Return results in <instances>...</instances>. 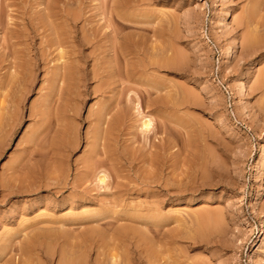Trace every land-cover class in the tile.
<instances>
[{
	"label": "rangeland",
	"instance_id": "374dc122",
	"mask_svg": "<svg viewBox=\"0 0 264 264\" xmlns=\"http://www.w3.org/2000/svg\"><path fill=\"white\" fill-rule=\"evenodd\" d=\"M226 1L0 0V264H62L63 255L111 264L117 253L134 264L254 263L264 220V168L255 178L264 0ZM248 34L255 45L242 48ZM163 44L183 62L161 66ZM104 105L108 129L97 141ZM158 217L172 219L156 228ZM260 255L264 263V247Z\"/></svg>",
	"mask_w": 264,
	"mask_h": 264
},
{
	"label": "bare ground",
	"instance_id": "6f19581e",
	"mask_svg": "<svg viewBox=\"0 0 264 264\" xmlns=\"http://www.w3.org/2000/svg\"><path fill=\"white\" fill-rule=\"evenodd\" d=\"M141 1H142V0H141ZM146 1H147V0H146ZM227 1H228V0H227ZM227 1H226V2H227ZM229 2H230V0H229ZM125 3H127V2H125ZM138 3H139V2H138ZM118 6H119V5H118ZM118 6H117V7H118ZM118 8H119V7H118ZM55 9H56V8H55ZM54 11H55V10H54ZM113 11H114V10H113ZM119 12H120V11H119ZM224 12H225V13H224ZM230 12H231V11H230ZM230 12H229V13H230ZM108 13H109V11H108ZM112 13H113V12H112ZM115 13H116V11H115ZM223 13H224V14H223V17H222V19H221L222 25H223V24H226L225 21H226V18H227V16H228V8H227L225 11H223ZM109 15H110V14H109ZM48 16H50V15H48ZM231 16H232V15H231ZM243 16H244V15H243ZM121 22H122V21H121ZM67 23H68V21H67ZM219 23H220V21H219ZM135 24H136V23H135ZM188 24H189V23H188ZM189 25H191V24H189ZM189 25H188V26L186 25V26L189 27ZM220 25H221V23H220ZM226 25H227V24H226ZM54 26H55V25H54ZM109 26H110V25H109ZM162 26H163V25H162ZM173 26H174V25H173ZM218 26H219V25H218ZM218 26H217V27H218ZM224 26H225V25H224ZM227 26H228V25H227ZM227 26H225V27H227ZM56 27H57V26H56ZM169 27H170V26H169ZM174 27H175V26H174ZM193 27H195V26H192V25H191L189 28L191 29V28H193ZM215 27H216V26H215ZM59 29H60V28H59ZM220 29H221V28H220ZM3 30H4V29H3ZM193 30H194V28H193ZM215 30H216V29L214 28V32H215ZM174 31H175V30H174ZM200 31H201V30H200ZM248 31H249V30H248ZM84 33H85V32H84ZM2 34H3V33H2ZM2 34H1V35H2ZM115 34H116V33H115ZM174 34H175V33H174ZM216 34H217V33H216ZM251 34H252V32H251ZM4 35H5V34H4ZM113 36H114V35H113ZM253 36H254V35H253ZM5 37H7V36H5ZM154 37H155V36H154ZM251 37H252V36H251ZM251 37L249 36V34H248V36H245L243 42L241 43V47H242V48H246V47H248V48L250 47V48H251L252 46L255 45V44H254V41H253V39L255 40V38H254V37L251 38ZM117 38H118V37H117ZM71 39H72V38H71ZM114 39H115V38H114ZM134 39H136V38H134ZM82 40H83V39H82ZM143 40H144V39H143ZM160 40H161V39H160ZM7 41H8V40H7ZM71 41H72V40H71ZM130 41H131V40H130ZM152 41H154V40H152ZM230 41H231V40H230ZM259 41H260V40H259ZM259 41H257V42H259ZM140 42H141V41H140ZM142 42H143V41H142ZM195 43H197V42H195ZM255 43H256V42H255ZM114 45H115V44H114ZM191 45H192V44H191ZM197 45H199V44H197ZM197 45H196V47H197ZM256 45H257V44H256ZM124 46H125V44H124ZM165 46H166V47H164V44H163V46H162L163 48L161 47V48H162V51H163V49L165 50V51H163V52H164V55L166 54L165 52H167V51L170 52V50H171V49L168 48V46H167L166 44H165ZM61 47H63V45H62ZM193 47H195L194 44H193ZM193 47H192V48H193ZM258 47H259V46H258ZM8 48H9V45H8ZM112 48H113V47H112ZM114 48H115V46H114ZM152 48H153V47H152ZM161 48H160V49H161ZM171 48H172V47H171ZM198 48H199V47H198ZM253 48H254V47H253ZM5 49H6V48H5ZM5 49H4V50H5ZM153 49H154V48H153ZM196 49H197V48H196ZM7 50H8V49H7ZM174 50H175V49H174ZM190 50H191V49H190ZM193 50H194V49H193ZM115 51H116V50H115ZM126 51H127V50H126ZM130 51H131V50H130ZM162 51H161V52H162ZM29 52H30V51H29ZM62 52H63V51H62ZM108 52H109V51H108ZM134 52H135V51H134ZM159 52H160V51H159ZM161 52H160V53H161ZM171 52H173V51H171ZM171 52H170V53H171ZM176 52H177V51H176ZM131 53H132V52H131ZM156 53H158V52H156ZM229 53H230V52H229ZM16 54H17V53H16ZM70 54H71V53H70ZM75 54H77V53H75ZM106 54H107V53H106ZM118 54H119V53H118ZM128 54H129V53H128ZM134 54H135V53H134ZM137 54H138V53H137ZM167 54H168V57H166V55H165V58H164V56H163L162 58H161V57H159V58L157 57V59H160V60L162 59L161 62H160L161 66H162V64H163L164 66H167V65H171V64H173V66H174V64L176 63L177 60H178L177 62H180V63L183 62L182 60H179L181 54L179 55V57H177V56H178V53H176L177 55L175 54V55H176V56H174L175 58H174L172 55H171V56H172L173 58H172V57H169L170 54H169V53H167ZM114 55H115V54H113V56H114ZM120 55H121V54H120ZM125 55H126V54H125ZM130 55H131V54H130ZM132 55H133V54H132ZM173 55H174V53H173ZM232 55H233V54H232ZM67 56H68V55H67ZM117 56H118V55L114 56V58L117 57ZM121 56H122V55H121ZM123 56H124V55H123ZM183 56H184V55H183ZM193 56H194V55H193ZM229 56H230V55H229ZM59 57H60V55H59ZM80 57H81V56H80ZM62 58H63V57H62ZM126 58H127V57H126ZM163 58H164V59H163ZM230 58H231V57H230ZM15 59H16V58H15ZM74 59H77V58H74ZM74 59H73V61H74ZM127 59H128V58H127ZM150 59H151V57H150ZM181 59H182V58H181ZM189 59H190V58H189ZM60 60H61V59H60ZM124 60H125V58H124ZM154 60H155V59H154ZM154 60H153V61H154ZM184 60H186V59H184ZM69 61L72 63V64H70V65H72V66H73V64L76 63V62L73 63L72 60H69ZM76 61H77V60H76ZM78 61H79V59H78ZM78 61H77V62H78ZM125 61H126V60H125ZM127 61H128V60H127ZM61 62H62V61H61ZM156 62H157V61H156ZM64 63L66 64V62H64ZM79 63H80V61H79ZM79 63H78V64H79ZM158 63H159V62H158ZM184 63H186V62H184ZM184 63H183V64H184ZM78 64H76V65L79 66ZM80 64H81V63H80ZM160 64H159V65H160ZM12 65H13V64H12ZM15 65H16V64H15ZM70 65H69V66H70ZM76 65H75V67H77ZM177 65L179 66L178 63H177ZM18 66H19V65H18ZM25 66H26V65H25ZM143 66L145 67V65H143ZM15 67H16V66H15ZM15 67H14V68H15ZM63 67H64V65L62 66V69H63ZM65 67H66V66H65ZM79 67H80V66H79ZM129 67H130V66H129ZM59 68H60V67H59ZM82 68H83V67H82ZM82 68H81V69H82ZM126 68H127V67H126ZM161 68H162V67H161ZM168 68H169V67H168ZM195 68H196V67H195ZM197 68H198V67H197ZM62 69H61V72H62ZM68 69H69V67H68ZM74 69H75V68H74ZM77 69H78V67L76 68V70H77ZM81 69H80L79 71H81ZM109 69L111 70L110 67H109ZM132 69H133V68H132ZM145 69H146V68H145ZM70 70H71V69H70ZM72 70H73V68H72ZM83 70H84V69H82V72H81L82 75L84 74V73H83ZM198 70H199V69H198ZM64 71H65V69H64ZM64 71H63V72H64ZM74 71H75V70H74ZM84 71H85V70H84ZM95 71H96V69H95ZM147 71H148V70H147ZM196 71H197V70H196ZM14 72H15V71H14ZM66 72H67V71H66ZM77 72H78V70H77ZM77 72L75 71V74H76ZM87 72H88V71H87ZM15 73H16V72H15ZM15 73H14V74H15ZM19 73H20V72H19ZM56 73H57V72H56ZM70 73H72V71H71ZM78 73H80V72H78ZM88 73H89V72H88ZM97 73H98V72H97ZM196 73H197V72H196ZM75 74H74V75H75ZM81 74H80V75H81ZM85 74H86V73H85ZM65 75H66L65 72L62 73V74L59 73L58 78L60 77V80H63V78L65 77ZM67 75H68V74H67ZM72 75H73V74H72ZM78 75H79V74H78ZM82 75H81V76H82ZM87 75H88V74H87ZM93 75H94V73H93ZM95 75H96V74H95ZM95 75H94V76H95ZM261 75H262V74H261ZM19 76H20V75H19ZM69 76H71V75H69ZM83 76H85V75H83ZM96 76H97V75H96ZM107 76H108V75H107ZM132 76H133V73H132ZM135 76H136V75H135ZM72 77H73V76H72ZM77 77H78V76H77ZM133 77H134V76H133ZM262 77H263V76H262ZM262 77L260 76V78H262ZM53 78H54V77H53ZM56 78H57V77H56ZM58 78H57V80H58ZM61 78H62V79H61ZM65 78H67V76H66ZM69 78H71V77H69ZM78 78H79V77H78ZM83 78H84V77H83ZM86 78H87V77H86ZM86 78H85V79H86ZM263 78H264V77H263ZM7 79H8V78H7ZM71 79H72V78H71ZM135 79H137V78H135ZM258 79H259V78H258ZM15 80H16V79H15ZM69 80H70V79H69ZM109 80H111V79L109 78ZM137 80H138V79H137ZM256 80H257V79H256ZM256 80H255V81H256ZM6 81H7V80H6ZM19 81H20V80H19ZM79 81H80V80H79ZM111 81H112V80H111ZM259 81H260V80H259ZM262 81H263V80H262ZM68 82H69V81H68ZM68 82H66V83H68ZM108 82H109V81H108ZM256 82H257V81H256ZM62 83H63V81H62ZM66 83H65V84H66ZM101 83H102V82H101ZM260 83H261V82H260ZM60 84H61V83H60ZM103 84H104V83H103ZM133 84H134V83H133ZM18 85H19V84H18ZM22 85H23V84H22ZM22 85H21V86H22ZM54 85H55V84H54ZM110 85H111V84H110ZM260 85H261V84H260ZM243 86H244V85H243ZM243 86L240 84L241 90H242ZM254 86H255V85H254ZM257 86H258V85H257ZM22 88H23V87H22ZM62 88H63V87H62ZM98 88H100V87H98ZM174 88H175V87H174ZM94 89H95V88H94ZM133 89H134V88H133ZM243 89H244V88H243ZM246 89H247V88H246ZM25 90H26V89H25ZM78 91H79V89H78ZM78 91H77V92H78ZM99 91H100V90H99ZM132 91H133V90H132ZM147 91H148V90H147ZM151 91H152V90H151ZM184 91H185V90H184ZM205 91H206V90H205ZM244 91H245V90H244ZM246 91H247V90H246ZM59 92H61V91H58L57 93H59ZM136 92H137V91H136ZM239 92H240V91H239ZM22 93H23V92H21V94H22ZM94 93H95V91H94ZM134 93H135V92H134ZM243 93H244V92H243ZM11 94H12V93H11ZM23 94H24V93H23ZM163 94H164V93H163ZM241 94H242V92L240 93V95H241ZM75 95H76V94H75ZM77 95H79V93H78ZM81 95H82V94H81ZM135 95H136V94H135ZM242 95H243V94H242ZM242 95H241V96H242ZM20 96H21V95H20ZM55 96H56V95H54V97H55ZM74 97H75V96H74ZM76 97H77V96H76ZM136 97H137V96H136ZM136 97H135V100H136ZM167 97H168V96H167ZM11 98H12V97H11ZM70 98H71V97H70ZM262 98H263V97H262ZM262 98H261V99H262ZM47 99H48V98H47ZM137 99H138V98H137ZM165 99H166V98H165ZM14 100H15V99H14ZM49 100H50V99H49ZM52 100H53V99H52ZM191 100H192V99H191ZM193 100H194V99H193ZM7 101H8V100H7ZM10 101H11V100H10ZM76 101H77V100H76ZM137 101H138V100H137ZM5 102H6V101H5ZM19 102H20V101H19ZM47 102H48V101H47ZM261 102H262V104H263V105H261V106L264 107V100H261ZM261 102H260V103H261ZM55 103H56V102H55ZM172 103H173V102H172ZM181 103H182V102H181ZM126 104H127V103H126ZM7 105H8V103H7ZM18 105H19V104H18ZM76 105H77V103H76ZM105 105H107V104H105ZM105 105L102 106V107H100V109H102L103 111H102V112H101V110L98 111L97 114H99V115L93 113V114H95L94 117H96V119L98 120V121H97V120L95 119V123H97V127H96V126H95V127H96L97 129H94L95 132L97 131V133H96L97 135H96V138H95V140H97V141H98V139H99L101 136H103V135H102V132L104 131V129H106V128L104 127L103 124H104V123L106 124V121H108V120H107V117H108V116H106V115H108L107 113H108V110H110V109H109V108H104V109H103V107H107V106H108V105H107V106H105ZM115 105H116V104H115ZM10 106H12V105H10ZM129 106H130V105H129ZM138 106H139V104H136V108H137V109H136L135 107H134V108H135V110H137V111L139 112L140 109H138ZM163 106H164V105H163ZM165 106H166V105H165ZM174 106H178V105H174ZM3 107H4V106H3ZM14 107H15V106H14ZM109 107H110V106H109ZM51 108H52V107H51ZM76 108H77V106H76ZM6 109H7V108H6ZM8 109H10V108H8ZM8 109H7V110H8ZM18 109H19V106H18ZM36 109H37V108H36ZM90 109H91V108H90ZM93 109H94V108H93ZM2 110H3V109H2ZM7 110H6V113H8ZM37 110H38V109H37ZM128 110H129V109H128ZM3 111H4V110H3ZM8 111H9V110H8ZM19 111H20V110H19ZM4 112H5V111H4ZM14 112H16L15 109H14ZM30 112H32V111H30ZM99 112H101V113H99ZM140 112H141V111H140ZM140 112H139L138 114H140ZM6 113H5V114H6ZM11 113H13V112H11ZM136 113H137V112H136ZM9 114H10V113H9ZM30 114H33V113H30ZM119 114H120V113H119ZM142 114H143V113H142ZM7 115H8V114H7ZM11 115H12V114H11ZM52 115H53V114H52ZM120 115H121V114H120ZM147 115H148V117H147L146 115H144L145 117L143 116V119H142V120L140 119V120L142 121V122L140 121V122H141V123H140V126H141L144 130H146V131L149 130L150 127L152 126V119L150 118L151 115H150V116H149V114H147ZM14 116H15V114H14ZM40 116H41V115H40ZM97 116H98V117H97ZM140 116H141V115H140ZM8 117H9V116H8ZM8 117H7V118H8ZM52 117H53V116H52ZM117 117H118V116H117ZM124 117H125V115H124ZM4 118H5V117H4ZM53 118H54V117H53ZM108 118H109V117H108ZM126 118H127V117H126ZM141 118H142V117H141ZM65 119H66V118H65ZM65 119H64V120H65ZM118 119H120V122L123 120V119H121V118H118ZM4 120H5V119H4ZM8 120H9V119H8ZM18 121H19V120H18ZM73 121H74V120H73ZM96 121H97V122H96ZM117 121H118V120H117ZM13 122H14V121H13ZM118 122H119V121H118ZM138 122H139V121H138ZM3 123H5V122H3ZM74 123H75V121H74ZM90 123H91V122H90ZM111 123H112V122H111ZM113 123H114V122H113ZM8 124H9V123H7V125H8ZM116 124H117V123H116ZM10 125H11V124H9V126H10ZM118 125H119V124H118ZM106 126H109V124L106 125ZM113 126H114V125H113ZM116 126H117V125H116ZM159 126H161V125L159 124ZM89 127H90V126H89ZM103 127H104V128H103ZM109 127H110V126H109ZM141 127H140V128H141ZM8 128H9V127H8ZM8 128H7V130H8ZM110 128H111V127H110ZM118 128H119V127H118ZM142 128H141V129H142ZM9 129H10V128H9ZM107 129H108V128H107ZM107 129H106V130H107ZM111 129H112V128H111ZM143 129H142V130H143ZM48 130H49V129H48ZM106 130H105V131H106ZM159 130H160V129H159ZM169 130H170V129H169ZM61 131H62V130H61ZM111 131H112V130H111ZM114 131H116V129H115ZM114 131H113V132H114ZM166 131H167V130H166ZM170 131H171V130H170ZM46 132H47V130H46ZM162 132H163V130H162ZM5 133H6V132H5ZM68 133H69V132H68ZM71 133H72V132H71ZM74 133H75V131H74ZM74 133H73V135H71V136H72L71 139L67 138V140L69 139V140L72 141V138L74 137ZM105 133H106V132H105ZM107 133H108V132H107ZM109 133H110V132H109ZM143 133H144V132H143ZM169 133H170V132H169ZM196 133H197V132H196ZM199 133H200V132H199ZM44 134H45V132H44ZM60 134H61V133H60ZM145 134H146V133H145ZM2 135H3V134H2ZM42 135H43V134H42ZM47 135H48V134H47ZM92 135H93V134H92ZM75 136H76V133H75ZM3 137H4V136H3ZM39 137H40V136H39ZM41 137H42V136H41ZM67 137H68V136H67ZM103 137H104V136H103ZM75 138H76V137H75ZM88 138H89V137H88ZM104 138H105V137H104ZM115 138H116V137H115ZM40 139H41V138H40ZM185 139H186V138H185ZM37 140H38V139H37ZM67 140H66V141H67ZM95 140L93 139L94 142H96ZM45 141H46V140H45ZM66 141H65V143H67ZM183 141H184V140H183ZM68 142H70V141H68ZM74 142H75V141H74ZM74 142H73V143H74ZM70 143L72 144V142H70ZM70 143H69V144H70ZM43 144H44V142H43ZM69 144H68V145H69ZM71 144H70V146H71ZM74 144H75V143H74ZM76 144H77V143H76ZM104 144H105V143H104ZM96 145H97V142H96ZM96 145L93 144V146H95V147H96ZM198 145H199V144H198ZM66 146H67V145H66ZM68 147H69V146H68ZM158 147H159V146H158ZM32 148H33V147H32ZM65 148H66V147H65ZM156 148H157V147H156ZM73 149H74V147H73ZM73 149H72V150H73ZM93 149H94V147H93ZM72 150H71V151H72ZM96 150H97V149H96ZM158 150H159V149H158ZM207 150H208V147H207ZM36 151H37V150H36ZM46 151H47V150H45L44 152H46ZM107 151H108V150H107ZM34 152H35V151H34ZM159 152H160V151H159ZM215 152H216V151H215ZM67 153H68V152H67ZM67 153H66V154H67ZM37 154H38V153H37ZM44 154H45V153H44ZM47 154H48V153H47ZM99 154H100V153H99ZM42 155H43V154H42ZM149 155H151V154H149ZM29 156H31V155H29ZM33 156H34V155H33ZM40 156H41V155H40ZM48 156H49V155H48ZM155 156H156V155H155ZM49 157H50V156H49ZM49 157H48V158H49ZM151 157H153V154L151 155ZM155 158H157V157H155ZM181 158H182V157H181ZM190 158H191V157H190ZM29 159H30V158H29ZM49 159H50V158H49ZM94 159H96V158H94ZM115 159H116V158H115ZM157 159H158V158H157ZM203 160H204V159H203ZM94 161H95V160H94ZM94 161H92V162H94ZM104 161H105V160H104ZM104 161H103V162H104ZM234 162H235V160H234ZM260 162H261V161H260ZM159 163H160V162H159ZM51 164H52V163H51ZM98 164H99V163H98ZM235 164H236V163H235ZM94 165H95V164H94ZM166 165H167V164H166ZM206 165H207V164H206ZM210 165H211V164H210ZM233 165H234V164H233ZM99 166H101V165L99 164ZM201 166H202V165H201ZM257 166H258V168H257L256 174H255V178H256V180L259 181V180L261 179V178H260L261 175L263 174V173H262V171H263L262 169L264 168V155H263L262 162H261L259 165H257ZM107 167H108V165H107ZM160 167H161V166H160ZM101 168H103V167L101 166ZM105 168H106V167H105ZM182 168H183V167H182ZM202 168H203V167H202ZM212 168H213V167H212ZM52 169H53V168H52ZM55 169H56V168H55ZM91 169H92V168H91ZM97 169H98V168H97ZM99 169H100V168H99ZM203 169H204V168H203ZM220 169H221V168H220ZM100 170H101V169H100ZM189 170H190V169H189ZM50 171H51V170H50ZM190 171H191V170H190ZM199 171H200V173H201V170H199ZM213 171H214V170H213ZM57 172H58V171H57ZM98 172L100 173V175L98 174V177H97L98 180H99L100 182H101V181H102V182H103V181L106 182V180H105L106 175H107V174H106V171L104 172L103 170H101V171H98ZM110 172H111V171H110ZM157 172H158V171H157ZM168 172H169V171H168ZM183 172H184V171H183ZM184 173H185V172H184ZM92 174H93V173H92ZM182 174H183V173H182ZM54 175H55V174H54ZM59 175H60V174H59ZM166 175H167V174H166ZM67 176H68V175H67ZM159 176H160V175H159ZM159 176H158V178H159ZM107 177H108V176H107ZM142 177H143V176H142ZM66 178H67V177H66ZM97 178H96V179L94 178V180H97ZM114 178H115V177H114ZM48 179H49V178H48ZM61 179H62V178H61ZM107 179H108V178H107ZM109 179H110V178H109ZM143 179H144V178H143ZM151 179H153V178H151ZM159 179H161V178H159ZM159 179H158V181H159ZM50 180H51V179H50ZM56 180H58V179L56 178ZM65 181H66V180H65ZM108 181H109V180H107V184H109ZM141 181H143V180H141ZM150 181L152 182L153 180H150ZM150 181H149V182H150ZM163 181H164V180H163ZM207 181H208V180H207ZM260 181H261V180H260ZM49 182H50V181H49ZM60 182H61V181H59L58 184H59ZM104 182H103V183H104ZM143 182H144V181H143ZM147 182H148V181H147ZM149 182H148V184H149ZM155 182H156V181H155ZM155 182L153 181V183H155ZM205 182H206V181H205ZM153 183H152V184H153ZM157 183H158V182H157ZM164 183H165V182H164ZM164 183H163V185L166 184V183H165V184H164ZM173 183H174V182H173ZM47 184H48V183H47ZM105 184H106V183H105ZM191 184H192V183H191ZM260 184H261V183H260ZM49 185H50V184H49ZM63 185H64V184H63ZM167 185H168V184H167ZM167 185H166V186H167ZM24 186H25V185H24ZM24 186H23V187H24ZM31 187H32V186H31ZM45 187H46V186H45ZM103 187H104V186H103ZM159 187H160V186H159ZM162 187H163V186H162ZM192 187H193V186H192ZM263 187H264V186H263ZM32 188H33V187H32ZM59 188H60V187H59ZM180 188L182 189V187H180ZM256 188H257V187H256ZM261 188H262V185H261V186L259 185L257 191L255 190L257 195L261 192ZM166 189H167V188H166ZM166 189H165V190H166ZM181 189H180V190H181ZM17 190H18V189H17ZM53 190H54V189H53ZM158 190H159V189H158ZM158 190H157V191H158ZM161 190H162V189H161ZM170 190H171V189H170ZM170 190H167V192H171ZM184 190H186V189H184ZM262 190H263V189H262ZM14 191H15V190H14ZM24 191H25V190H24ZM172 191H174V189H172ZM181 191L183 192V190H181ZM22 192H23V191H22ZM25 192H26V191H25ZM155 193H156V192H155ZM159 193H160V192H158V195H159ZM164 193H165V192H164ZM172 193H173V192H172ZM174 193H175V191H174ZM167 194H168V193H167ZM181 194H182V193H181ZM153 195H154V194H153ZM257 195H256V196H257ZM159 196H161V195H159ZM154 197H155V196H154ZM156 197H157V195H156ZM162 197H163V196H161V198H162ZM164 197H166V195H165ZM66 199H67V198H66ZM73 200H74V199H73ZM160 200H162V199H160ZM65 201H66V200H65ZM155 202H156V201H155ZM160 202H161V201H160ZM151 203H152V202H151ZM156 204H159V203L156 202ZM154 205H155V204H154ZM154 209H155V208H154ZM177 210H178V209H177ZM72 211H73V210H72ZM155 211H156V210H155ZM204 211H205V210H204ZM256 211H257V210H256ZM256 211L254 210V212H256ZM38 212H39V211H38ZM158 212H159V211H158ZM193 212H194V211H193ZM207 212H209V211L207 210L206 213H207ZM164 213H165V212H164ZM184 213H186V212H184ZM258 213H259V212H257V214H258ZM204 214H205V213H204ZM209 214H210V212H209ZM213 214H214V213H213ZM166 215H167V214H166ZM200 215H201V214H200ZM200 215H198V216H200ZM205 215H206V214H205ZM205 215H204V216H205ZM211 215H212V214H211ZM215 215H216V214H215ZM159 216H160V215H159ZM198 216H197V217H198ZM202 216H203V215H202ZM207 216H208V215H207ZM169 217H170V216H169ZM212 217H213V215H212ZM219 217H220V216H219ZM222 217H223V216H222ZM152 218H153V216H152ZM156 218H157V217H156ZM165 218H166V217H165ZM188 218H189V217H188ZM200 218H201V216H200ZM207 218H208V217H207ZM217 218H218V217H217ZM166 219H167V218H166ZM166 219H164V217H160V218L158 217L157 224L154 223V224H156L154 227H156V228H160V226H163V225H165V223H167L166 221H168V219H172V218H168L167 220H166ZM184 219H185V218H184ZM209 219H210V217H209ZM150 220H151V218H150ZM152 220H153V219H152ZM193 220H194V219H193ZM200 220H201V219H200ZM216 220H217V219H216ZM219 220H220V219H218L217 221H219ZM221 220H222V218H221ZM221 220H220V221H221ZM223 220H224V219H223ZM104 221H105V220H104ZM163 221H164V223H163ZM170 221H171V220H170ZM213 221H214V220H213ZM191 222H192V221H191ZM199 222H201V221H199ZM202 222H203V219H202ZM206 222H207V221H206ZM215 222H216V221H215ZM93 223H94V222H93ZM192 223H193V222H192ZM208 223H209V220H208ZM212 223H213V222H212ZM219 223H220V222H219ZM42 224H43V223H42ZM44 224H45V223H44ZM206 224H207V223H206ZM146 225H147V224H146ZM168 225H169V224H168ZM217 225H218V224H215V226H217ZM166 226H167V225H166ZM166 226H165V227H166ZM178 226H179V224H178ZM204 226H206V225H204ZM74 227H75V226H74ZM183 227L185 228V226H183ZM227 227H228V226H227ZM227 227H226V228H227ZM144 228H145V227H144ZM181 228H182V227H181ZM205 228H206V227H205ZM209 228H210V227H209ZM215 228H216V227H215ZM218 228H219V227H218ZM187 229H188V227H187ZM194 229H196V228H194ZM194 229H193V230H194ZM203 229H204V228H203ZM261 229H262V235H261L262 238H261V240H260L261 242H260V243H254V244L252 245V249H251V250H253L252 252H253V256H254V260H253V258H252V260L254 261L255 264H258V263L260 264V263L262 262V260H260L259 255H260V252L263 250V247H264V220H263V222H262V228H261ZM128 230H129V229H128ZM156 230L158 231V229H156ZM188 230H189V229H188ZM193 230H192V231H193ZM212 230H214V227H213L210 231H212ZM192 231H191V232H192ZM206 231H207V230H206ZM215 231H216V229H215ZM217 231H218V230H217ZM118 232H119V233H117V234H121V236H122L123 231H122V230H119ZM155 232H156V231H155ZM159 232H160V231H159ZM175 232H176V231H175ZM207 232H208V231H207ZM157 233H158V232H157ZM178 233H179V232H178ZM189 233H190V232H189ZM209 233H210V232H209ZM153 234H154V233H153ZM193 234H194V233H193ZM193 234H192V236H193ZM197 234H198V233H197ZM40 235H41V234H40ZM192 236H191V237H192ZM201 236H202V235H201ZM85 237H86V236H85ZM186 237H187V236H186ZM191 237H190V238H191ZM256 237H257V236H256ZM88 238H89V237H88ZM180 238H181V236H180ZM173 239H174V238H173ZM183 239H184V238H183ZM186 239H187V238H186ZM186 239H185V240H186ZM191 239H192V238H191ZM193 239H194V241H195V238H193ZM202 239H203V238H202ZM52 240H53V239H52ZM84 240H85V239H84ZM161 240H162V239H161ZM166 240H167V239H166ZM175 240H176V239H175ZM175 240H174V242H175ZM199 240H200V239H199ZM209 240H210V239H209ZM257 240H258V239H257ZM128 241H129V240H128ZM181 241H182V240H181ZM191 241H192V240H191ZM204 241H206V240L204 239ZM253 241H254V240H253ZM161 242H162V241H161ZM161 242L158 240V243H161ZM166 242H167V241H166ZM39 243H40V242H39ZM125 243H126V242H125ZM170 243H171V242H170ZM40 244H41V243H40ZM32 245H33V244H32ZM129 245H130V244H129ZM129 245H128V246H129ZM171 246H172V244H171ZM171 246L168 245L169 248H171ZM226 246H227V245H226ZM64 247H65V246H64ZM120 247H121V246H120ZM126 247H127V245H126ZM129 247H130V246H129ZM160 247H161V245H160ZM173 247H174V246H173ZM122 248H123V246H122ZM157 248H158V247H157ZM52 249H53V248H52ZM98 249H99V248H98ZM174 249H175V248H174ZM180 249H181V248H180ZM180 249H179V250H180ZM126 250H127V248H126ZM142 250H143V249H142ZM161 250H162V249H161ZM18 251H19V250H18ZM36 251H38V250H36ZM71 251H72V250H71ZM84 251H85V250H84ZM162 251H163V250H162ZM118 252H119V251H118ZM177 252H178V251H177ZM182 252H184V250H181V253H182ZM121 253H122V252H121ZM126 253H127V252H126ZM140 253H141V251H140ZM142 253H143V251H142ZM182 254H183V253H182ZM184 254H185V253H184ZM184 254H183V255H184ZM61 255H63V253H62ZM198 255H199V254H198ZM214 255H215V254H214ZM37 256H38V255H37ZM86 256H87V255H86ZM126 256H127V255H126ZM184 256H185V255H184ZM184 256H183V257H184ZM260 256H261V255H260ZM63 257H64V258H62V259H61V257H60V259L63 260V261H61V260L59 259V260L61 261L60 263H62V264H74V263L76 262V258H75V261H74V260L72 259L73 257H72V258H69V259H68L65 255H63ZM65 257H66V258H65ZM76 257H77V256H76ZM79 257H83V256H79ZM79 257H77V258H78L77 260H79ZM194 257H195V256H194ZM203 257H204V256H203ZM83 258H84V257H83ZM83 258H82V260H83ZM95 258H97V257H95ZM169 258H170V257H169ZM169 258H168V259H169ZM172 258H173V257H172ZM175 258H176V257H175ZM175 258H174V259H175ZM178 258H179V257H178ZM186 258H187V257H186ZM204 258H205V257H204ZM206 258H207V257H206ZM71 259H72V260H71ZM156 259H157V258H156ZM156 259H155V260H156ZM180 259H181V258H180ZM202 259H203V258H202ZM221 259H222V258H221ZM82 260H81V262L83 263L84 261H82ZM110 260H111V264H134V261H133L132 259L128 258V256H127L126 258H124V256H121V255H120V257H119V256H118V253H117V255H116V254L111 255V259H110ZM148 260H149V259H148ZM157 260H159V259H157ZM176 260L179 261L178 259H176ZM181 260H185V259H181ZM190 260H191V259H190ZM200 260H201V259H200ZM73 261H74V262H73ZM138 261H139V260H138ZM140 261H141V260H140ZM152 261H153V260H152ZM174 261H175V260H174ZM188 261H189V260H188ZM201 261H202V260H201ZM208 261H209V260H208ZM221 261H222V260H221ZM253 261H252V262H253ZM260 261H261V262H260ZM40 262H41V261H40ZM96 262H97V261H96ZM99 262H100V261H99ZM142 262H143V260H142ZM142 262H141V263H142ZM146 262H147V261H146ZM149 262H150V261H148V263H149ZM158 262H159V261H158ZM179 262H180V261H179ZM183 262H184V261H183ZM191 262H192V261H191ZM194 262H195V260H194ZM217 262H219V261H217ZM41 263H42V262H41ZM41 263H40V264H41ZM58 263H59V262H58ZM79 263H80V262L78 261V264H79ZM103 263H104V261H103ZM107 263H108V262H107ZM141 263H140V264H141ZM148 263H147V264H148ZM150 263H151V262H150ZM159 263H160V262H159ZM254 263H253V264H254ZM76 264H77V263H76ZM83 264H84V263H83ZM85 264H87L86 261H85ZM100 264H102V263H100ZM152 264H153V262H152ZM162 264H163V263H162ZM184 264H185V263H184ZM187 264H190V263H187ZM192 264H203V263H202V262H200V263H197V262L193 263V262H192ZM262 264H264V263L262 262Z\"/></svg>",
	"mask_w": 264,
	"mask_h": 264
}]
</instances>
